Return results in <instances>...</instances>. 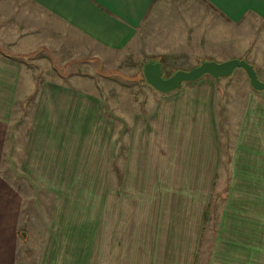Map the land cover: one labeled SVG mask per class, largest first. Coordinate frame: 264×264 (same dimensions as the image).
<instances>
[{
	"label": "rangeland",
	"instance_id": "374dc122",
	"mask_svg": "<svg viewBox=\"0 0 264 264\" xmlns=\"http://www.w3.org/2000/svg\"><path fill=\"white\" fill-rule=\"evenodd\" d=\"M43 54L29 70L20 65L40 80L17 84L3 154L2 187L13 186L25 204L13 264H175L177 247L179 264H264V133L252 118L247 125L223 112L231 91L250 89L245 74L214 90L200 80L204 88L184 83L161 93L146 82L143 64L159 59L170 77L201 62L130 52L98 69L72 66L65 84ZM8 66L0 58V76ZM63 88L93 96L87 126L96 140L78 134L85 109ZM199 94L204 99L193 100ZM49 114L73 121L58 127L53 157L49 128L60 120L52 124ZM36 129L47 141L31 157L33 167L43 176L50 171V179L25 173ZM162 233L165 243L158 241Z\"/></svg>",
	"mask_w": 264,
	"mask_h": 264
},
{
	"label": "crops",
	"instance_id": "0c3cea01",
	"mask_svg": "<svg viewBox=\"0 0 264 264\" xmlns=\"http://www.w3.org/2000/svg\"><path fill=\"white\" fill-rule=\"evenodd\" d=\"M199 41L206 43L203 47L197 46ZM130 52L147 53L156 58L175 53L179 55V60L188 58L200 62L245 59L264 81V0H0V58L12 66V69L8 66L5 74L0 76V264H13L12 257L19 244L17 237L20 231H24L25 224L23 197L13 186L2 187L8 120L17 95V84L29 87L40 80L39 73L33 75L27 70L20 71V65L29 70L33 61H39L46 53L55 74L67 84L73 76L68 68L97 63L98 69L108 59ZM237 70L232 77L237 72L245 74L250 89L246 90V94L231 91L226 96L229 100L225 99L223 112L225 115L243 116L247 125L252 118L251 123L257 126L255 130L264 133V92L252 88L244 69ZM75 76L82 75L76 73ZM227 78L217 82L207 75L200 80L214 90L221 87V81ZM200 80L186 82L189 83L188 88H204ZM63 91L78 97L85 109L80 119L83 132L78 134L86 136L85 140H96L95 133L90 132L87 126L93 96L65 88ZM197 96L193 100L204 99L200 94ZM206 100L212 104L209 108L213 110V98ZM49 116L52 124L60 120L55 128H49L55 133L62 123L73 122L68 116ZM52 130L49 131L53 146L51 153L55 151L54 141L61 138L60 131L55 134ZM70 132L76 134L74 130ZM33 135L35 138L29 141L24 159L25 173L34 180L50 179V171L47 176L35 171L31 158L45 146L47 135H41L37 129ZM243 139L244 135L239 138L240 149L244 147ZM50 155L53 157L55 154ZM144 169L143 166L142 171ZM130 214L131 211L127 210V217ZM176 226L179 228V224ZM163 233L159 236L160 243L167 241L164 236L162 238ZM174 243L179 245V238ZM178 252L179 247L172 256L174 258H170L175 264H179Z\"/></svg>",
	"mask_w": 264,
	"mask_h": 264
},
{
	"label": "water",
	"instance_id": "95a60500",
	"mask_svg": "<svg viewBox=\"0 0 264 264\" xmlns=\"http://www.w3.org/2000/svg\"><path fill=\"white\" fill-rule=\"evenodd\" d=\"M238 68L245 70L254 90L264 92V81L259 78L255 67L245 59H232L225 62L204 60L197 67L191 70H178L170 77H164L161 61L150 59L144 64L143 73L146 82L155 91L170 93L180 90L184 83L200 80L206 75L219 82L222 78L232 76Z\"/></svg>",
	"mask_w": 264,
	"mask_h": 264
},
{
	"label": "trees",
	"instance_id": "16d2710c",
	"mask_svg": "<svg viewBox=\"0 0 264 264\" xmlns=\"http://www.w3.org/2000/svg\"><path fill=\"white\" fill-rule=\"evenodd\" d=\"M155 60H158V61H160L159 59H155ZM145 77V76H144ZM146 80V79H145ZM209 216H210V212L209 211H207V214L205 215V222H208L209 221ZM197 263V261L195 262V264Z\"/></svg>",
	"mask_w": 264,
	"mask_h": 264
}]
</instances>
